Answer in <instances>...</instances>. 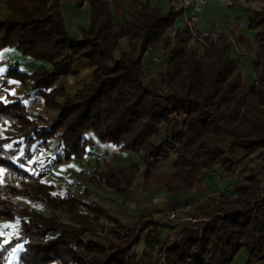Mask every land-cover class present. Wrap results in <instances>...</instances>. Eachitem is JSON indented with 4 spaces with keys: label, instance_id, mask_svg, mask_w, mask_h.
Here are the masks:
<instances>
[{
    "label": "trees",
    "instance_id": "16d2710c",
    "mask_svg": "<svg viewBox=\"0 0 264 264\" xmlns=\"http://www.w3.org/2000/svg\"><path fill=\"white\" fill-rule=\"evenodd\" d=\"M71 1L4 2L9 15L0 17V52L13 49L42 63L32 74L9 69L6 76L38 91L45 107L59 116L40 126L21 101L0 102V126L18 129L13 137L0 138V222L18 223L20 229L6 245L0 238V264L18 245L19 264H145L135 252L144 233L146 247L158 245L165 264H232L242 250L248 253L247 264H264V73H259L264 56L253 64L258 84L248 85L232 57L236 45L253 50L247 38L206 35L200 49L188 29L175 28L183 10L163 12L142 0H89L90 26L76 38L60 10L61 3ZM85 2L76 0V7L82 9ZM238 25L257 31L262 52L264 7ZM125 39L129 50L116 58ZM148 52L162 53L164 60V69L149 81ZM80 60L88 61L95 73L70 98L56 84L74 76ZM174 116L185 117L183 130L173 131L169 141L156 147L154 139L162 126L172 128ZM91 132L101 144L141 158L144 192L164 186L174 196L192 192L206 173L233 177L238 149L247 158L258 157L261 171L247 168L244 184L232 188L235 198L224 194L213 208L197 209L194 220L206 221L203 226L184 228L166 249L159 231L175 229L179 219L164 223L145 217L130 229L92 201L84 184L75 183V194L59 195L28 170L33 148L48 150L56 138L59 165L84 160ZM226 137L235 140L228 152L221 148ZM172 156L177 157L174 174L152 171ZM105 167L91 171V184L120 194L130 192L141 172L139 165L105 162Z\"/></svg>",
    "mask_w": 264,
    "mask_h": 264
},
{
    "label": "crops",
    "instance_id": "0c3cea01",
    "mask_svg": "<svg viewBox=\"0 0 264 264\" xmlns=\"http://www.w3.org/2000/svg\"><path fill=\"white\" fill-rule=\"evenodd\" d=\"M3 0V6L5 8ZM150 3L152 6L159 7L163 12L169 9L182 10L181 5L176 0H142ZM194 6L186 12V17L183 15L178 19L182 21L181 27L185 25V18L191 17L193 14L200 18L197 25L198 32L202 34H217L224 33L229 37L236 34V37L244 36L253 46L252 51L246 50L241 45L234 48L232 57L237 60L242 71L245 82L248 85H253V75L255 73L253 64L256 60V54L259 52L258 46L255 47L251 38L256 39V32H251L241 28L238 25V20L247 19L252 16L254 11H260L264 7V0H193ZM6 9V8H5ZM60 10L64 16L66 27L70 35L80 38L83 30H87L90 26L91 9L89 0H86L82 9L76 7V0L71 2H63L60 4ZM224 10L228 17L226 23H215L213 29H205V24H201V17L205 18L207 13H218ZM7 16L9 11L6 9ZM201 16V17H200ZM177 20V22H178ZM176 22V24H177ZM174 33V32H173ZM172 33V34H173ZM232 39V38H231ZM129 50L128 40H122L119 49L116 51V58H119L121 52ZM240 50L245 54L241 55ZM158 53V52H157ZM157 53L148 52L144 62L151 71L152 76H157V66L159 62H155ZM160 60V59H159ZM8 61H14L18 65V71L26 74H32L42 65L31 58L20 55L13 49H6L0 52V102L4 104L21 101L26 106L28 112L37 120L38 125L43 126L45 122L53 123L57 120L59 112L45 107L44 99L38 91H33L30 86L25 87L21 82L6 76L9 71L7 67ZM95 69L89 62L80 60L75 66V75L70 77H62L56 84V88L64 90L70 98H74L80 87L89 84L93 80ZM250 78V80L248 79ZM64 98H58L57 102L64 103ZM185 122L184 116H174L172 119V128L166 126L161 127L159 137L155 138L153 144L160 147L163 143L170 140L173 131L180 132L183 130ZM18 134L17 128L8 126H0L1 137H13ZM87 154L84 160L70 161L59 165L57 161V145L59 139H53L49 142V149H42L35 146L32 150L33 160L28 165V170L35 173L43 183L52 185L59 195H64L67 192V185L75 186L76 182L82 183L91 191L90 199L101 207L106 209L113 217L120 220L126 227L134 229L137 227L141 218L153 217L157 221H161L163 217L171 212L178 214L180 223H183V218L192 219L195 216V211L202 207H214V202L221 198L224 194L231 195L235 198L233 186L243 185L244 180L239 177L242 174L239 172L230 177L223 172L218 174H204L201 179V184L192 192L180 193L178 195H169L164 186L157 187L150 192H144V173L145 167L141 158L133 153H116L118 150L112 145L101 144L94 133H89L86 136ZM235 143L231 137H226L222 142L221 148L228 152L230 147ZM93 156H99L100 161H93ZM239 159L247 161L246 154L238 149L233 156L234 162ZM177 157L172 158L165 163H160L152 169L154 172L165 174H174L176 172L175 163ZM105 162H111L117 166L130 167L132 165L141 166V172L137 176L136 181L130 192L120 194L117 191L110 190L106 186L91 184V171L95 168L106 169ZM2 171L0 170V173ZM260 172V171H259ZM257 172V173H259ZM157 199V203L154 200ZM191 206L189 212H185L186 207ZM14 223L0 222V238L3 239V245H6L14 234L10 225ZM20 232V229H19ZM171 231L169 229H161L159 231V243L170 245ZM147 233H144L141 238V243L135 248L138 259L145 264H151L152 260L157 256L159 246H154L151 249L146 247L145 239ZM2 245H0V250ZM21 245L16 246L9 254L6 264H19V255ZM248 253L242 250L234 259L232 264H247Z\"/></svg>",
    "mask_w": 264,
    "mask_h": 264
},
{
    "label": "rangeland",
    "instance_id": "374dc122",
    "mask_svg": "<svg viewBox=\"0 0 264 264\" xmlns=\"http://www.w3.org/2000/svg\"><path fill=\"white\" fill-rule=\"evenodd\" d=\"M207 13L209 15H205L204 17H201V24L200 26H202V23L205 24V29H213V26L215 25V23H226L228 20L229 15H227V13L224 10H221L218 13H211L207 11ZM0 17L5 18L7 17V12L6 9L3 6V0H0ZM182 21L178 20L177 24L175 25L176 29H182L183 27H181ZM205 35H210V34H205ZM230 38H232L233 40H237L236 34L234 33L233 36H231ZM251 40L253 41V44L255 47L258 46L256 39H254L253 37L251 38ZM194 46H197L201 49V47L199 46V44L196 43H192ZM163 54L162 53H157V57L161 60V63H159L157 66H159L157 69V71H155V73H157V75L159 74V72L164 69L162 67H164V60H163ZM236 60V59H235ZM237 61V60H236ZM153 73V72H152ZM151 71H149V68L147 69V73H146V80H151L153 78H155L156 76H152ZM248 79V78H247ZM250 80V78L248 79ZM49 123V122H48ZM262 154H264V151L262 152ZM247 158V157H246ZM237 163V173L239 172V174H242L239 178L244 180V177L246 175H249V173L246 171L247 168H250L252 170H254L255 174L259 171H261V165H260V161L258 157H253V158H247V161L244 162V159H239ZM236 173V174H237ZM17 203H19L20 205H26V203L22 202V201H17ZM30 207H33L32 205H29ZM162 222L166 223L168 222L167 220H165V218H162ZM206 221H197L194 220V217L192 218V221L189 222H183L176 225L175 229L171 230V235H170V245H168V242L166 243H162V244H166V249L169 248L173 243H175L177 240L180 239L181 237V233L183 231L184 228L186 227H202L203 224ZM10 228L12 230V233L14 234V236H12V238H15L19 235V224L15 223L13 225H10ZM158 246V245H157ZM137 247V246H136ZM135 247V248H136ZM159 250V248H158ZM157 250V256L152 260L151 264H154L155 262H159L160 264H165V256H161L159 254Z\"/></svg>",
    "mask_w": 264,
    "mask_h": 264
},
{
    "label": "built area",
    "instance_id": "2783aa9c",
    "mask_svg": "<svg viewBox=\"0 0 264 264\" xmlns=\"http://www.w3.org/2000/svg\"><path fill=\"white\" fill-rule=\"evenodd\" d=\"M176 1H178V3L181 5L182 10H183V16L186 17V12H187V10H189V8L194 6V1L193 0H176ZM185 19L186 20H185L184 27L189 30L192 43L199 44V46L201 48H203L206 45L205 40H204V37L206 35L203 34L201 37L198 36L197 25L200 22V18L197 15L193 14L191 17L185 18ZM210 36H211V38H213L214 34H210ZM237 46L238 45H236L235 48L239 49ZM240 53L242 56L245 55L241 50H240ZM256 55L257 56L258 55L264 56V49L262 50V52H260V49H259V52ZM154 61L159 62V59L154 58ZM6 65H7L8 69H10V70H17L18 69V65L14 61H8ZM259 73H264V60L262 61L261 65H260ZM259 73H254V75H253V84L254 85L258 84V78H259L258 74ZM116 153L119 154V150H117ZM92 160L93 161H100L101 158L99 156H93ZM77 191H78V189L76 186L71 185V184L67 185V192H69L71 194H75V193H77ZM154 203H157V199L154 200ZM191 209H192V207L188 206V207H186L185 212H189ZM164 218H165V220L170 222V221L178 219V214L176 212H171V213L167 214ZM183 221L189 222V221H192V219L183 218Z\"/></svg>",
    "mask_w": 264,
    "mask_h": 264
}]
</instances>
